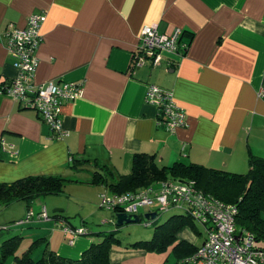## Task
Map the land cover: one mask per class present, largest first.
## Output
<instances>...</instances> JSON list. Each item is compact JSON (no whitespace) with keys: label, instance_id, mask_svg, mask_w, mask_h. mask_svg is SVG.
Masks as SVG:
<instances>
[{"label":"crops","instance_id":"0c3cea01","mask_svg":"<svg viewBox=\"0 0 264 264\" xmlns=\"http://www.w3.org/2000/svg\"><path fill=\"white\" fill-rule=\"evenodd\" d=\"M32 13L46 16L32 81L83 83V91L63 104V137L37 110L0 94V183L59 176L66 189L78 188L76 195L100 200L133 172L136 154L161 168L236 173L264 158V0H0V86L19 74L5 31L26 26ZM153 24L163 34L180 28L179 50L135 68L141 31ZM149 84L174 93L185 126L171 131L160 123L159 107L146 98ZM64 215L55 225L36 216L28 222H47L39 238L79 259L98 238L80 218L88 233L70 242L62 223L71 216ZM195 223L160 248L114 244L110 264H178L204 242Z\"/></svg>","mask_w":264,"mask_h":264},{"label":"built area","instance_id":"2783aa9c","mask_svg":"<svg viewBox=\"0 0 264 264\" xmlns=\"http://www.w3.org/2000/svg\"><path fill=\"white\" fill-rule=\"evenodd\" d=\"M45 17L44 13H32L26 26L12 25L6 29L8 53L13 57L19 74L9 84L0 86V94L11 96L37 110L58 137H63L66 134L61 117L63 104L82 93L83 83L49 82L37 85L32 81L38 66L37 51L43 41L41 26ZM182 34L180 28L171 34H163L158 31L156 24L143 27L133 66L138 68L148 63L154 66L160 64L166 51L179 50ZM259 96L264 98V87L259 90ZM146 98L159 107L160 123L169 130L174 131L186 125L184 110L176 103L172 91L149 84ZM101 203V207L116 210L117 213L140 214V208L152 207L149 211H156L158 215L172 208H180L191 215L204 226L205 238L195 253L183 258L181 264H264V248L256 245L252 233L236 224L238 206L203 192L194 180L165 179L157 185L137 191L103 192ZM35 216L30 210L27 218L18 223L31 221ZM38 218L51 219L46 206L39 212ZM152 220L147 219L146 225H151ZM5 227L9 226L0 225V228ZM62 229L72 235L70 242L88 233L86 227H74L67 222L62 223Z\"/></svg>","mask_w":264,"mask_h":264},{"label":"trees","instance_id":"16d2710c","mask_svg":"<svg viewBox=\"0 0 264 264\" xmlns=\"http://www.w3.org/2000/svg\"><path fill=\"white\" fill-rule=\"evenodd\" d=\"M168 170H170L171 177L168 175ZM165 179L194 180L197 187L203 192L226 203L237 205L239 209L236 217L237 226L252 233L255 236L256 245L264 248V158H253L248 172L236 173L202 165L186 166L181 164V166L161 168L152 156L144 153L136 154L133 172L124 176L118 184L114 185L116 187L114 192L137 191L150 185H157ZM64 187L65 179L59 176H28L14 182L0 183V208L13 201L24 200L27 202L28 211H30L34 199L47 195H59L64 191ZM235 197L237 199L231 201ZM140 215L142 217V214ZM50 217L56 222L68 219L63 212L58 210ZM175 217L179 220H176ZM196 221L187 213L174 215L166 222L156 225L153 238L138 240L131 245L149 249L169 245L184 225H195ZM7 225L9 227L0 228V231L9 230L11 226ZM117 232L118 230L104 233L102 237L94 240L79 259L58 254L48 246L45 238L37 239L30 248L19 254L17 251L22 237L14 235L4 240L0 245V264H4L10 257L14 258L16 264H110V250L114 244H119L122 241ZM42 242H46L45 249L42 256L35 259L33 245ZM190 255L182 257L178 264H181V260Z\"/></svg>","mask_w":264,"mask_h":264},{"label":"rangeland","instance_id":"374dc122","mask_svg":"<svg viewBox=\"0 0 264 264\" xmlns=\"http://www.w3.org/2000/svg\"><path fill=\"white\" fill-rule=\"evenodd\" d=\"M78 192V188L69 187L66 189L65 186L64 191L59 195L37 197L31 203V211L34 212L36 217H38L39 212L44 206H46L49 215H53L56 209H61L64 210V214L71 216L70 219L75 217L82 218L84 224L94 230L93 232L95 238H100V236L102 237L104 233L118 230L117 234L122 242L130 244L138 240L153 238L157 224L166 222L174 214L184 213V210L180 208H172L167 211L159 212L157 218L153 219L151 225L147 226L146 218L143 216L150 209H152V207H142L140 208V214H142V220L140 222L117 226L116 212L104 207L102 208L101 198L99 200L92 199L88 196L86 197L85 195L79 196V194L76 195ZM236 199L237 197L231 201H235ZM28 213L27 202L24 200L13 201L11 204L1 206L0 219L4 221V223L10 224L11 227L9 231H0V245L4 242V240L10 238L11 236L20 235L22 237V241L18 251L21 252L26 247L27 249L30 248L34 241L39 239L45 230L42 228L45 227L43 226V223L47 222H36L34 220L31 223L28 221L18 223L19 221L27 218ZM49 221H53L48 222L52 224L55 222L54 220ZM154 222L155 224H153ZM196 222L198 224V230L202 232L201 235H205L204 226L200 222ZM200 241L201 239L199 242ZM43 243L44 242L33 245V257L35 259H39L42 256L45 248ZM10 259L14 260L13 257H10Z\"/></svg>","mask_w":264,"mask_h":264},{"label":"water","instance_id":"95a60500","mask_svg":"<svg viewBox=\"0 0 264 264\" xmlns=\"http://www.w3.org/2000/svg\"><path fill=\"white\" fill-rule=\"evenodd\" d=\"M62 211L61 209H56L55 211ZM158 216V213L156 211H148L144 214V217L147 219H155ZM142 219L140 214H128V213H122L118 212L116 213V225L117 226H123L130 223H137L140 222ZM68 223L75 227H79L81 225L80 218L75 217L68 220Z\"/></svg>","mask_w":264,"mask_h":264}]
</instances>
